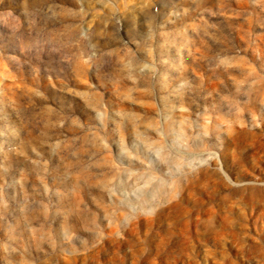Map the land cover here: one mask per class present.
Here are the masks:
<instances>
[{
    "label": "rangeland",
    "instance_id": "1",
    "mask_svg": "<svg viewBox=\"0 0 264 264\" xmlns=\"http://www.w3.org/2000/svg\"><path fill=\"white\" fill-rule=\"evenodd\" d=\"M0 264H264V0H0Z\"/></svg>",
    "mask_w": 264,
    "mask_h": 264
}]
</instances>
